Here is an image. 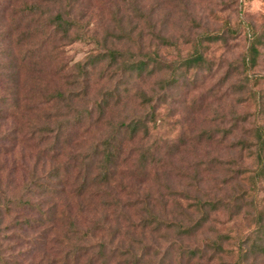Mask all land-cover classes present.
<instances>
[{"label":"rangeland","instance_id":"rangeland-1","mask_svg":"<svg viewBox=\"0 0 264 264\" xmlns=\"http://www.w3.org/2000/svg\"><path fill=\"white\" fill-rule=\"evenodd\" d=\"M27 1L40 6V11L50 9L43 5L42 0ZM5 3L6 0H0V98L11 103L7 69L11 49L19 59L16 64H23L18 69L24 81L28 80L25 83L27 87L36 86L32 81L40 79L47 89L62 86L64 91L78 93L77 85L90 76V91L84 100L75 102V113L93 106L94 101L106 98L111 107L110 112L105 111L106 116L112 117L110 114H113L117 122L128 120L124 118L140 109L135 106V102L126 99V92L132 95L139 87L150 88L156 96L155 104L160 106L158 112L159 117L164 119V127L159 131L150 130L148 138L134 144L145 150L152 146V154L141 163L137 162L128 173L132 178L131 183L135 184V191L140 181L147 180L146 185L141 187L149 188V193L155 199L160 226H166L167 223L185 226L195 224L201 214L193 205L199 200L208 213L204 234L210 232L212 238L221 234L236 236L252 229L253 205L264 214V177L257 201L241 198L238 195L241 189L249 188L245 176L254 169V165L249 161L241 165V158L247 153H237L234 147L238 139L249 134L248 129H252V126L264 125V0H77L74 1L72 15L87 37L76 39L68 45H49L47 50L52 45L56 47L53 48L56 58L43 52L23 63L20 58L28 41H22L19 49L16 46L10 49L9 39L5 36L12 30L15 43L17 35L25 29L27 19L18 21L11 18L12 11L22 10L24 0H13L6 11ZM19 15L15 18H19ZM79 27L78 34L81 32ZM251 44L258 51L256 66L243 71L242 55ZM113 49L124 52L126 58L138 56L150 59L144 70L146 76L138 79L135 76L137 73H131L126 68L127 75L123 77L120 62L115 64L107 59L92 67L87 61L91 55ZM197 51L201 56L198 57L199 64L179 69L182 60L193 57ZM79 64H83L81 69L77 68ZM102 66L109 68L106 75L111 79H97ZM62 68L66 69L60 71V77L52 75ZM174 73V82L170 80L167 83ZM26 86L21 84L18 89L19 98L23 96ZM111 94L113 97L110 98ZM159 96L163 97L158 99ZM0 102L1 108H4L3 100ZM21 104L23 100L20 99L21 108L16 117L22 118L25 125L19 133V143L11 141L12 136H15L12 133L16 128L15 119L0 120V140L3 139L0 144L8 148L0 171V187L10 195L22 196L26 193L20 186L23 187L29 181L27 174L35 172L37 151L34 147L26 148L21 143V136L26 135L28 138L27 121L39 117L22 109ZM72 115L70 121L76 116L74 113ZM95 119L96 112L93 121ZM245 129L247 134H244ZM85 130L86 125L64 133V137L82 142V147L75 152L77 154L79 151L81 157L88 154L92 142L105 137L104 129L99 126ZM209 135L212 141L207 140ZM36 141L34 139L31 143ZM156 142L157 146L154 145ZM142 163L143 166L148 164L144 171L141 169ZM126 173V170L123 171V175ZM241 173L246 175L240 177ZM17 184L19 188L13 189ZM167 193L180 194L184 200L172 202L166 197L162 199L161 195ZM210 200L217 202L215 209L207 206ZM97 204L91 206L96 209L95 216L83 214L86 222H102L105 219L106 214ZM164 204L166 206L163 207ZM73 211H76V207ZM112 217L114 215L110 219ZM9 221L0 224V255L5 264H25L32 260L37 264L42 254L45 257L42 264H47L53 258L56 245L50 243L46 248L42 246L43 240L39 233L42 229H36L34 234L25 233L19 238V233L11 230ZM6 224H9V228L5 227ZM120 224L124 226V223ZM262 224L260 234L264 235V219ZM176 233L173 229L163 235L164 239L146 237L150 243V255L142 264H169L163 260V256L167 244L174 240ZM261 237L258 241L264 245V237ZM134 238L141 239L138 233ZM187 241L193 242V239ZM187 241L174 243L173 252L170 253L177 258L181 246L186 245ZM222 245L228 248L227 243ZM127 246L128 243L123 249ZM208 258L212 260L210 264L232 262L225 253L213 255L208 252L202 259H195L192 263L209 264ZM170 264L187 263L186 259L180 263L177 259ZM248 264H264V257L258 256L256 261H248Z\"/></svg>","mask_w":264,"mask_h":264},{"label":"trees","instance_id":"trees-1","mask_svg":"<svg viewBox=\"0 0 264 264\" xmlns=\"http://www.w3.org/2000/svg\"><path fill=\"white\" fill-rule=\"evenodd\" d=\"M12 1L6 0L5 11ZM74 1L77 0H42L43 5L50 9L40 11V6L24 0L22 10L12 11V19H18V21L27 19L25 29L17 35L15 43L12 30L5 36L7 40L9 39L10 49L14 46L19 49L22 41H28L27 47L22 51L20 62L23 63L27 59L31 61L35 58L34 55L40 56L43 52L56 58L57 54H54L53 50L56 47L52 45L47 50L49 45L53 43L68 45L76 39L87 37L85 30L84 32L81 30L82 28L76 24L72 15ZM18 13H20L19 18H15ZM78 27L81 30L80 34H78ZM15 54L11 49L9 64L7 62L8 82L10 83V94L8 95L11 103L3 97L0 98V101L4 102V108H1L0 104V120L4 122L9 118L15 119L16 128L12 132L15 136H12L11 141L17 144L20 140L19 133L25 125V122L21 121L22 118L16 117L21 108L20 99L23 100L22 109L39 117L34 121H27L28 138L26 135L21 136V143L23 142L26 148H35L37 160L35 172L27 174L29 181L25 182L23 187L19 185L26 194L10 195L0 187V224L9 219L11 223L9 224L12 225L11 230L19 233V238H22L25 233L34 234L36 229H42L39 231L43 240L42 246L46 248L50 243L56 245L55 255L49 259L47 264H142L150 255V243L146 237L164 239L163 235L170 233L173 229L177 231L174 240L183 242V240L193 239V242L187 241L186 245L181 246V253L177 258L170 253L177 241L169 242L163 256V260L165 259L169 264L177 259L179 263L186 259L187 264H193L192 261L202 259L208 252L213 255L225 253L232 259L230 264H248V261H256L258 256L264 257V245L258 241V238L264 237L260 234L263 230L264 214L254 205L252 229L236 236L221 234L212 238L210 232L208 234L203 232L204 227L208 225V213L204 210L201 201L197 200L193 205L194 209L201 214L199 221L195 224L185 226L184 224L167 223L166 226H160L155 199L149 193V188L141 187V185H146L147 180L140 181L135 191V184L131 183L132 178L128 171L137 162L141 163L144 158L152 154V146L145 150L134 144L148 138L150 130L159 131L164 127V119L159 117L158 112L160 106L155 104L156 96L150 88L139 87L140 89L135 90L132 95L126 92V99L135 102V106L140 109L128 118H124L128 120L121 119L117 122L113 114H110L112 117L106 116V112H110L111 109L106 98L94 101L93 106H87L84 111L75 113V102L84 100L90 91L92 85L89 82L90 76L77 85L78 93L70 90L64 91L62 86L47 89L40 79L32 81L36 86L27 87L25 83L28 80L24 81L18 69L19 65L22 67L23 64H16L19 59ZM257 54L256 47L251 44L247 52L242 55L243 71L256 66ZM198 57L201 58L197 51L193 57L182 60L178 66L179 69L198 65ZM107 59L115 64L120 62L119 68L123 72V77H126L128 69L131 73H137L135 76L138 79L146 76L144 70L150 60L138 56L126 58L124 52L113 49L91 55L87 61L95 67L98 62ZM82 66L83 64H79L77 68L81 69ZM65 69L62 68L52 75L60 77V71ZM108 71L107 66H102L97 79H111L106 75ZM109 73L112 74L111 71ZM175 73L167 83L170 80L171 83L174 82ZM72 78L76 79L75 76ZM81 83H83L82 86H80ZM21 84L27 89L19 98L18 89ZM161 84L164 85L163 82ZM109 96L111 98L112 94ZM162 97L159 96L158 99ZM95 112L96 119L93 121ZM72 113L76 116L73 121H70ZM85 125L86 130L99 126L104 129L105 137L92 142L88 147V154L81 157L79 151L77 154L75 152L82 147V142H78L76 138H69V136L66 138L64 133L73 128L81 129ZM248 131L249 134L238 139L234 148L237 153H247L241 158V165L252 162L254 169L249 170L245 176L249 188L241 189L238 195L243 199L251 198L257 201L260 183L264 177V125L257 124ZM244 134H247V129L244 130ZM34 139L37 141L31 143ZM207 140L212 141L211 135L207 137ZM4 141L6 142L5 139ZM154 145L157 146V142ZM7 154L8 148L0 144V171ZM141 165L144 171L148 164L143 166L142 163ZM125 170L127 173L123 175ZM239 175L241 177L246 174ZM19 186L17 184L13 189ZM165 197L171 199L172 202L184 200L180 194L175 193L161 195L162 199ZM96 204L106 214L105 219L102 222L91 223L89 220L86 222L83 214L95 216L96 209L92 207ZM207 206L215 209L217 202L210 200ZM74 207L76 211H73ZM116 210H119L118 213L116 212L118 215L114 214ZM113 215L114 217L110 219ZM120 223H124V226ZM9 224L5 227L9 228ZM136 233L141 239L134 238ZM198 237L201 238L197 240ZM127 243V248L123 249ZM222 243H227L228 248H223ZM108 247L106 253L105 250ZM40 258L37 264H42L45 257L42 254ZM208 263H212L209 258ZM0 264H5L1 255ZM25 264H34V262L32 260Z\"/></svg>","mask_w":264,"mask_h":264}]
</instances>
